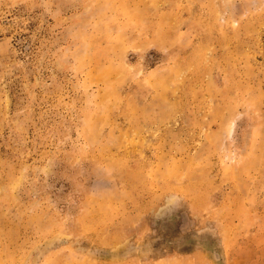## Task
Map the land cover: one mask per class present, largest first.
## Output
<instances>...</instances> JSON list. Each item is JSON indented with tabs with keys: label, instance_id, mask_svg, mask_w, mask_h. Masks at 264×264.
Here are the masks:
<instances>
[{
	"label": "rangeland",
	"instance_id": "374dc122",
	"mask_svg": "<svg viewBox=\"0 0 264 264\" xmlns=\"http://www.w3.org/2000/svg\"><path fill=\"white\" fill-rule=\"evenodd\" d=\"M0 264H264V0H0Z\"/></svg>",
	"mask_w": 264,
	"mask_h": 264
}]
</instances>
